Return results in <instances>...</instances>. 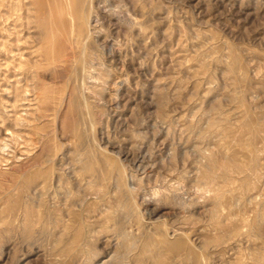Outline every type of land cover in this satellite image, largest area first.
<instances>
[{
    "label": "rangeland",
    "instance_id": "obj_1",
    "mask_svg": "<svg viewBox=\"0 0 264 264\" xmlns=\"http://www.w3.org/2000/svg\"><path fill=\"white\" fill-rule=\"evenodd\" d=\"M112 3L102 26L116 43L99 44L104 78L87 79L93 86L81 97L100 114L74 135L68 111L61 122L53 112L34 117L36 96H66L71 65L83 58L68 41V19L59 25L55 10L49 46L32 0H0V264H264V0ZM120 5L132 29L117 25ZM45 48L67 63L35 92L29 75L44 71ZM34 158L69 186L74 172L84 182L120 172L143 234L109 229L86 254L63 256L37 215L53 203L19 187ZM107 216L111 226L124 220ZM156 222L169 240L157 242Z\"/></svg>",
    "mask_w": 264,
    "mask_h": 264
},
{
    "label": "bare ground",
    "instance_id": "obj_2",
    "mask_svg": "<svg viewBox=\"0 0 264 264\" xmlns=\"http://www.w3.org/2000/svg\"><path fill=\"white\" fill-rule=\"evenodd\" d=\"M141 2L144 0H140ZM33 8L35 9V18L38 22L39 37L43 43H48L51 46L53 37L50 35L51 18L56 9L57 16L60 18L59 25L65 19H68L72 27V34L68 38L69 43L77 46V50L83 54L80 62L72 63L71 78L68 84L66 96L57 97L54 91L50 94H38L37 101L41 100L35 112V120L43 121L53 112L57 117V121L64 120L63 115L68 111L70 117L67 129L74 135H78L81 130V125L87 122H95L100 111L93 105L86 101L82 104L81 97L87 94L86 89L92 88L93 85L86 83L87 79L103 80L105 75V67L107 66L101 59L100 43H116L114 38L104 34L102 17L103 11H111L113 8L112 0H32ZM16 6V5H15ZM14 6H12L13 8ZM122 5L114 10L117 25L127 26L131 28L136 23L134 18H127L122 15ZM9 7V9H12ZM145 6H141L140 11L146 14ZM67 14V18L64 17ZM104 37V38H102ZM101 45V44H100ZM48 46V48H49ZM43 59L39 63V68L44 71L36 69L30 73V77L34 80L33 88L35 92L40 86L41 76L50 73L52 76H59L64 65L67 63L65 59H60L56 54L45 48L43 52ZM64 56V55H63ZM98 63L101 68L96 70H88L87 67H94ZM107 71V70H106ZM44 72V73H43ZM53 92V93H52ZM95 93V92H93ZM76 109V110H74ZM61 122V121H60ZM38 131V129H37ZM15 140L18 135H14ZM13 136V137H14ZM42 139L44 138L41 137ZM18 140V139H17ZM35 159V158H34ZM53 160V157L51 158ZM259 158L252 160L251 166L248 167L249 172L255 173L257 171ZM34 161V160H33ZM31 161V162H33ZM94 163V162H93ZM91 162L85 163L87 168L91 167ZM41 160L36 158L32 164V170L24 171L21 179L20 189L31 191L34 195L41 198L42 201H50L51 208L45 211H39V222L42 224V229L49 227L50 235L56 243L57 249L63 243L60 253L65 257H79L86 254L94 245V239L99 233L111 230L116 236L125 239L131 236L143 234V227L140 223L134 224V209L130 203V192L124 189L122 174L120 172L101 171V175L95 179L91 178L85 180L81 175L74 172L71 179L73 180L71 186L65 185L64 177L54 174V172H43L44 168ZM23 168V167H22ZM22 171V169H21ZM91 172L97 173V170L91 169ZM94 176V174H93ZM92 176V177H93ZM215 173L207 175L208 179H213ZM159 201H167L169 195L155 193ZM108 213H114L122 218L123 221L117 222L114 225H108L110 218ZM118 218L117 216H115ZM162 222L150 224V230L154 235H159L160 240H166L170 234L163 235L162 227L159 226ZM109 230V231H110ZM179 230L174 229V236ZM114 236V237H116ZM96 240V239H95ZM169 240V239H167ZM153 244H157L153 239ZM61 243V244H60ZM157 246V245H156ZM207 249L206 247H202ZM166 249V250H165ZM174 246L164 248L165 251L174 250ZM90 264V263H87ZM95 264H100L95 263ZM117 264H124L122 259L117 261Z\"/></svg>",
    "mask_w": 264,
    "mask_h": 264
}]
</instances>
